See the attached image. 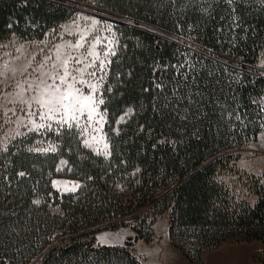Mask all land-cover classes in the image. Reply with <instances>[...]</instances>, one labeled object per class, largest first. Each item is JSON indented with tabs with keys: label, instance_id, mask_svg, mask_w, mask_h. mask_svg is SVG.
Instances as JSON below:
<instances>
[{
	"label": "trees",
	"instance_id": "1",
	"mask_svg": "<svg viewBox=\"0 0 264 264\" xmlns=\"http://www.w3.org/2000/svg\"><path fill=\"white\" fill-rule=\"evenodd\" d=\"M68 2L127 20L114 24L119 48L104 79L110 157L84 148L73 132L57 138L55 152H35L34 136L0 149V264H141L129 243L101 247L94 236L129 221L148 241L151 219L166 212L170 240L190 264L226 244L264 246V179H233L236 151L264 130V0L184 8L160 0H0V45L44 39L71 18ZM141 25L191 39L199 52ZM127 109L133 114L114 135ZM61 159L69 172L57 171ZM58 177L82 186L60 195L52 186ZM256 255L264 264V252Z\"/></svg>",
	"mask_w": 264,
	"mask_h": 264
},
{
	"label": "rangeland",
	"instance_id": "2",
	"mask_svg": "<svg viewBox=\"0 0 264 264\" xmlns=\"http://www.w3.org/2000/svg\"><path fill=\"white\" fill-rule=\"evenodd\" d=\"M160 1L171 5L181 3L184 8L192 1L206 7L219 0ZM67 6L73 11L71 18L49 31L44 39L24 41L12 37L0 45V149L5 150L17 139L34 136L31 146L35 152H55L57 138L64 132H73L84 148L108 159L111 147L106 131L107 114L103 110L104 79L119 48L114 24L127 20L97 10L103 8L93 3L68 2ZM141 27L199 52L191 39L176 38L157 27ZM221 62L229 64L223 59ZM258 69L259 75L264 77V59ZM65 70L69 75L66 83H61ZM69 85H72V95L61 100L60 97L69 91ZM87 97L91 99L86 100ZM259 102L264 109V96ZM132 114L133 110L127 109L117 119L114 135L120 133V127ZM236 152L239 173L233 175V179L239 176L264 179V130ZM67 167V162L61 159L57 171L60 174L69 172ZM52 186L60 195H68L76 193L82 183L58 177ZM247 199L254 202L253 198ZM53 211L59 213L58 208ZM128 223L116 230H100L94 236L96 244L124 247L129 243L128 248L141 264H190L170 240L174 223L169 212L151 219L148 241L137 239ZM263 252L264 246L258 242L226 244L206 253L197 264H260L256 254Z\"/></svg>",
	"mask_w": 264,
	"mask_h": 264
},
{
	"label": "snow or ice",
	"instance_id": "3",
	"mask_svg": "<svg viewBox=\"0 0 264 264\" xmlns=\"http://www.w3.org/2000/svg\"><path fill=\"white\" fill-rule=\"evenodd\" d=\"M69 75V73L67 72V70H65V75L63 76V77H61V83H66V81H67V76ZM73 79H75V78H73ZM68 88H69V91L66 93V94H63L61 97H60V99L61 100H66V99H68L71 95H72V85H69L68 86ZM78 91V90H77ZM86 100H90L91 99V97H87V98H85ZM103 101H101V103H102Z\"/></svg>",
	"mask_w": 264,
	"mask_h": 264
},
{
	"label": "water",
	"instance_id": "4",
	"mask_svg": "<svg viewBox=\"0 0 264 264\" xmlns=\"http://www.w3.org/2000/svg\"><path fill=\"white\" fill-rule=\"evenodd\" d=\"M83 5V4H82ZM97 9V8H96ZM97 10H100V11H104V12H106V13H108V14H112V15H115V16H119L118 14H116V13H113V12H109V11H106V10H103V9H97ZM119 22V21H118Z\"/></svg>",
	"mask_w": 264,
	"mask_h": 264
},
{
	"label": "crops",
	"instance_id": "5",
	"mask_svg": "<svg viewBox=\"0 0 264 264\" xmlns=\"http://www.w3.org/2000/svg\"><path fill=\"white\" fill-rule=\"evenodd\" d=\"M227 263V262H226ZM226 263H223V264H226Z\"/></svg>",
	"mask_w": 264,
	"mask_h": 264
}]
</instances>
